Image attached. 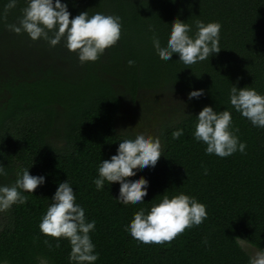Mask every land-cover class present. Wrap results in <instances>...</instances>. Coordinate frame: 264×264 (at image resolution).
<instances>
[{"label": "trees", "instance_id": "16d2710c", "mask_svg": "<svg viewBox=\"0 0 264 264\" xmlns=\"http://www.w3.org/2000/svg\"><path fill=\"white\" fill-rule=\"evenodd\" d=\"M8 2L0 0V163L7 173L0 185L14 184L24 168L46 180L24 193L25 203L3 212L0 261L70 264L68 240L39 230L58 183L68 179L87 219L96 222L90 232L99 253L94 264H248L250 254L235 239L264 248V128L234 110L229 90L251 86L264 94V0H62L70 19L84 11L121 17L119 41L83 64L63 41L52 47L9 31L6 25L18 22L26 0L5 11ZM176 17L193 32L197 19L218 21L221 51L191 65L177 54L160 58L152 36L165 44ZM193 89L204 95L191 100L180 123L161 128L164 149L155 168L136 171L149 181L144 203L118 201V181L97 190L98 164L116 152L123 136L116 119L124 104L136 101L141 90L188 96ZM206 105L231 111L244 153L208 155L193 138L195 117ZM177 128L184 132L174 139ZM165 191L195 197L206 205L207 218L170 242L132 238L126 225L134 212L149 210Z\"/></svg>", "mask_w": 264, "mask_h": 264}, {"label": "clouds", "instance_id": "9594fccd", "mask_svg": "<svg viewBox=\"0 0 264 264\" xmlns=\"http://www.w3.org/2000/svg\"><path fill=\"white\" fill-rule=\"evenodd\" d=\"M16 4L17 0H9L5 11ZM21 11L17 23L6 25L9 31L24 33L33 41L43 39L52 47L63 41L64 46L75 53L82 64L97 61L121 36L120 16L102 12L89 15L88 11H84L70 19L68 5L62 0H26V6ZM194 26L193 32L192 25L174 18L165 44L154 33L152 44L159 57L169 61L177 54L179 62L191 65L219 53L222 25L218 21L205 23L197 19ZM133 63L132 60L128 61L129 65ZM203 95V89H193L189 91L188 99L198 100ZM229 103L254 127L264 128V94L251 86L238 88L231 85ZM195 119L193 138L206 145V154L225 158L237 151L245 152L246 143L241 142L235 134L238 129L233 128L232 114L228 109L214 111L212 106L206 105ZM183 132L182 128H177L172 132V137L178 139ZM117 145L116 152L110 158L100 160L98 176L93 183L97 190H102L105 181H118V201L143 204L149 181L142 175L136 176V171L138 168H155L162 154L160 137L153 136L147 130L136 131L133 135L122 136ZM5 168L0 163V176L7 175ZM130 176L136 178L129 179ZM45 180L44 175H30L29 168L21 169L14 184L0 185V212L10 209L13 204L25 203L27 196L24 193H32L38 186L44 185ZM166 193L159 196V201L153 203L149 210L140 208L134 212L126 225L132 238L145 244L170 242L186 228L200 225L207 218L206 205L195 197L184 192L172 196ZM50 201L39 223L40 232L45 236L68 240L70 264H94L99 253L95 251L90 232L95 229L96 222L87 219L85 209L76 202V192L68 179L58 183ZM235 242L241 247L250 246L246 239L236 238ZM0 264H7V261H0ZM39 264L48 262L41 258ZM248 264H264V248H256L249 255Z\"/></svg>", "mask_w": 264, "mask_h": 264}, {"label": "rangeland", "instance_id": "374dc122", "mask_svg": "<svg viewBox=\"0 0 264 264\" xmlns=\"http://www.w3.org/2000/svg\"><path fill=\"white\" fill-rule=\"evenodd\" d=\"M190 103L191 100L185 94L170 95L158 91L141 90L136 101L124 104L118 113L117 131L124 136L147 130L153 136L160 137L163 152L164 131L161 128L173 127L180 123L187 116ZM3 223L4 215L0 212V232L4 228ZM244 249L250 255L255 251L252 246H244Z\"/></svg>", "mask_w": 264, "mask_h": 264}]
</instances>
